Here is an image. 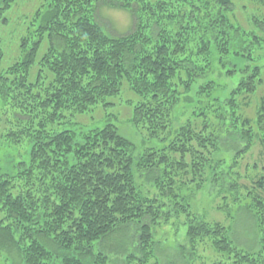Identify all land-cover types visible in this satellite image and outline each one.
Returning a JSON list of instances; mask_svg holds the SVG:
<instances>
[{
	"label": "trees",
	"instance_id": "16d2710c",
	"mask_svg": "<svg viewBox=\"0 0 264 264\" xmlns=\"http://www.w3.org/2000/svg\"><path fill=\"white\" fill-rule=\"evenodd\" d=\"M17 1H0V23H7L6 13ZM249 2L241 6L244 12L264 7V0ZM102 5L131 12L132 31L109 34L96 20ZM237 5L236 0H48L35 9L36 37L23 38L21 58L0 70V139L9 147L31 144L27 158L8 170L0 165L5 213L0 255L15 251L21 264H106L95 244L134 223L138 252L127 264H149L156 259L154 229L183 212L188 222L183 251L191 259L204 261L198 250L204 245L214 264H264V248L259 253L239 248L228 226L194 215L181 195L188 173L196 188L211 172L216 181L237 175L216 159L225 146L221 130L241 143L236 158L255 140L264 150V35L241 24ZM248 22L264 31V11ZM45 39L50 45L37 62ZM3 58L0 37V64ZM227 61L226 75L241 73L242 79L223 99L220 83L209 75ZM125 82L145 99L135 105L132 122L162 147L147 148L137 159L134 144L110 122L80 132L53 129L66 114H84L118 94ZM253 99L259 101L250 118L240 109ZM178 106L189 116L175 128ZM136 170L158 175L156 193L143 192ZM244 197L252 199L248 207L262 225L264 175L247 186Z\"/></svg>",
	"mask_w": 264,
	"mask_h": 264
},
{
	"label": "rangeland",
	"instance_id": "374dc122",
	"mask_svg": "<svg viewBox=\"0 0 264 264\" xmlns=\"http://www.w3.org/2000/svg\"><path fill=\"white\" fill-rule=\"evenodd\" d=\"M1 1V0H0ZM48 0H18L13 7L7 11V23H0V37L2 40V48L4 58L0 64V70L12 65L21 58L20 44L25 37L34 39L37 23L34 22L33 13L35 9ZM238 5L235 9L236 17L249 31L264 35V31L260 29L256 23L249 24V17L253 15L260 16L264 7H253L247 10L242 9V5L250 3L249 0H236ZM96 20L104 27V29L112 35H123L132 31L134 27V17L127 10L113 9L108 6H100L96 9ZM50 43L47 39L43 40L38 52L37 62L46 52ZM230 66L228 61L223 66L221 63L216 64L209 78L217 80L221 85L218 95L226 99L230 91L242 79V74L237 73L232 77L226 75V68ZM38 64L34 66L31 72V80H34L37 74ZM202 82V81H200ZM196 91L194 88L193 93ZM145 99L142 95L133 91L127 82L121 88V91L105 99L103 103L98 104L84 114L69 115L63 121L57 122L53 126L55 131L65 129L80 132L94 128L103 127L106 123L114 124L119 132L127 137L135 146L134 155L138 159L145 153L147 148L162 147V142L158 138L149 137L147 131L137 127L133 122L134 107ZM242 102V100L240 99ZM258 99H253L248 105H241V113L247 117L254 118L256 116V105ZM184 109V108H183ZM185 110V109H184ZM186 111V110H185ZM182 112V107L178 106L174 112L173 125L179 128L187 118V112ZM70 113V112H67ZM216 128H221L217 120ZM224 145L217 158L221 161V165L235 172L237 175L228 177H219L214 180L215 174L211 172L207 175V181L201 188H196L197 181L192 179V174L188 173V177L184 178L187 182L183 186L181 195L185 201L189 203L190 211L209 221H219L230 228V236L234 243L241 249L252 253H259L264 248V222L260 225L257 221L255 210L248 207L253 203L251 198H245L247 186H252L253 181L264 175V150L255 140L254 146L243 156L236 158L235 150L241 148V143L235 135L223 133ZM2 138V136H0ZM168 143V142H167ZM8 141L0 139V165L4 169H9L14 161L27 158L31 148L30 142H24L21 145H11ZM22 156V157H21ZM136 169V167H135ZM217 171L220 172L218 168ZM158 175H142V172L136 170L137 185L146 194H154L157 192L154 178ZM192 182H191V180ZM238 182V191L230 186L232 182ZM193 183V184H192ZM246 186V187H245ZM169 221L157 226L155 230L156 246L153 258L149 264H214L216 261H209L205 255H211L209 248L204 249V245H199V252L204 254V261L201 259H191V256L183 251V247L187 246V216L185 213H172ZM5 213L0 209V220L3 219ZM47 241L50 249L56 248L55 243ZM138 242V228L132 223L127 227L109 235L100 243L95 244V250L103 252L107 256L106 264H127V257L130 254H136ZM135 261H137L135 259ZM136 263V262H135ZM0 264H21L17 252L11 254L3 253L0 255Z\"/></svg>",
	"mask_w": 264,
	"mask_h": 264
}]
</instances>
